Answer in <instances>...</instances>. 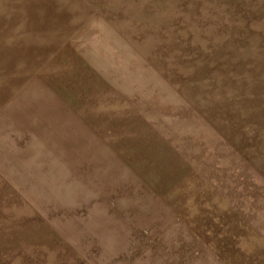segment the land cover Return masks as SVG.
Returning a JSON list of instances; mask_svg holds the SVG:
<instances>
[{
	"label": "crops",
	"instance_id": "crops-1",
	"mask_svg": "<svg viewBox=\"0 0 264 264\" xmlns=\"http://www.w3.org/2000/svg\"><path fill=\"white\" fill-rule=\"evenodd\" d=\"M262 92L264 0H0V205L45 221L48 264H149L126 222L157 159L230 139ZM239 209L169 264H264V204Z\"/></svg>",
	"mask_w": 264,
	"mask_h": 264
},
{
	"label": "rangeland",
	"instance_id": "rangeland-1",
	"mask_svg": "<svg viewBox=\"0 0 264 264\" xmlns=\"http://www.w3.org/2000/svg\"><path fill=\"white\" fill-rule=\"evenodd\" d=\"M234 111L237 118L225 126L235 130L230 139L197 142L209 148L202 155L157 159L159 169L149 180L151 211L125 221L126 230L145 243L147 263L169 264L178 245H206L208 232L237 228L241 198L264 204V93ZM13 208L0 205V235L22 236L15 246L0 249V264L62 260L60 246L46 243L53 238L46 236L45 221L34 223V234H25L20 225L27 222L9 219L15 216Z\"/></svg>",
	"mask_w": 264,
	"mask_h": 264
}]
</instances>
